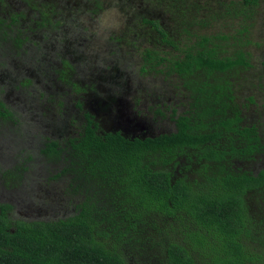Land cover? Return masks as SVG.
Returning a JSON list of instances; mask_svg holds the SVG:
<instances>
[{"label":"trees","instance_id":"obj_1","mask_svg":"<svg viewBox=\"0 0 264 264\" xmlns=\"http://www.w3.org/2000/svg\"><path fill=\"white\" fill-rule=\"evenodd\" d=\"M154 4L160 18L140 20L171 51L145 47L139 65L179 96L155 112L174 129L131 139L87 125L68 140L46 139L40 163L57 169L43 184H62L72 214L25 220L0 203V264H264V118L245 115L249 91L264 93V73L252 71L264 0ZM65 6L0 0V60L33 43L32 26L64 36L76 20ZM1 94L0 122L15 126ZM24 164L15 171L30 170Z\"/></svg>","mask_w":264,"mask_h":264},{"label":"rangeland","instance_id":"obj_2","mask_svg":"<svg viewBox=\"0 0 264 264\" xmlns=\"http://www.w3.org/2000/svg\"><path fill=\"white\" fill-rule=\"evenodd\" d=\"M88 2L86 0H63L70 20L73 17H76L77 20L81 15L87 14L88 20L92 21L105 7L110 5L111 0H98L100 7L97 9H94ZM120 7L126 14L130 9L134 8L135 11L129 15L127 26L120 32L114 33L102 45L86 26L83 27L79 35H75L72 34L70 24H68L63 29L65 31L63 41L58 44L54 41L57 38V36L53 37L56 35L55 33H52L51 37L48 38L40 31L37 32L32 26L26 33L36 34L33 43L26 42L18 49L19 54L11 55L12 58L6 61L5 59L0 60V62H4L0 64V72L2 73L0 79L1 95L3 99L6 98L8 107L16 111L17 114L15 126L11 122H0V203L12 205V217L25 220H50L72 214V208L67 203L68 199L61 192L62 184L52 183L48 187L43 184V181L51 175L49 172L54 174L53 170L57 168H48L49 172L46 171L44 165L40 163L41 158L39 157V149L42 148V143L46 139L63 140L65 134L58 128L59 124L61 126L62 123L58 119L55 121L50 119V112L47 113L48 117L42 121L31 118V114L27 113L29 109L33 108L31 106L33 105L31 104L32 101L39 103L37 100L41 99V93L50 94L49 92H52L55 94L54 86L62 84L56 73L60 70L59 60H69L73 70H75V72L71 70L73 74L77 72L87 73L104 67L107 63L113 64L112 73L115 74L116 70H120L122 72L121 80L126 81L131 89V85L140 84L148 92V90H154L155 85L161 80V76L136 77V72L140 68V51L142 49L149 47L156 50L171 51V48L162 42L158 33L148 25H142L143 21L140 20L141 16L149 20L160 18L161 14L155 8L154 0H120ZM260 12H264V7L260 8ZM135 16L139 17L136 19ZM138 20L140 21L137 23ZM257 20L260 29L261 20ZM261 38H256L257 45L253 46L252 71L255 74H258L259 71L264 73V42ZM63 43L64 47H62ZM27 45L29 46L27 47ZM26 48L28 50L25 53L23 50ZM45 53L48 55L44 56ZM43 57H46L48 61L42 60ZM8 60L10 61L8 62ZM39 62H42L41 68ZM47 63H49L48 71L45 67ZM14 67L15 69H13ZM45 73L47 74L45 75ZM77 78L79 84L84 80L82 82L83 87L89 83L86 77L78 75ZM20 82H24V86L19 88ZM260 82L264 86V79ZM164 89L165 92H163V87L158 88L157 92L162 94L163 103H175L179 96L167 87ZM248 95L255 98V102L245 110V115L249 118L261 115L264 118V93L262 94L261 90L252 89ZM127 99H130V96ZM245 99L246 97H244ZM42 103H40V107H42ZM63 118L65 117L63 116ZM145 121L149 122V120ZM155 128H157L156 125ZM158 128L172 131L173 125L163 121L158 125ZM45 131L46 134H44ZM67 133L70 134L69 131ZM28 157L31 158L30 161H27ZM23 161L29 163L30 170L23 173L21 170L15 171V168L28 165L24 164ZM6 171L9 172L6 173ZM4 174L8 175L9 178L6 176L3 178L2 175Z\"/></svg>","mask_w":264,"mask_h":264},{"label":"flooded vegetation","instance_id":"obj_3","mask_svg":"<svg viewBox=\"0 0 264 264\" xmlns=\"http://www.w3.org/2000/svg\"><path fill=\"white\" fill-rule=\"evenodd\" d=\"M54 36H57V38ZM54 36V41L57 44L62 43L64 36ZM62 47H64V43ZM46 55L48 53L44 54V56ZM44 59L48 61L46 57H43L42 60ZM64 61H67L64 67L65 73L63 71ZM48 65L49 63L45 67L47 68ZM59 65V71H61L62 67V72L65 76L64 79L59 80L62 84L54 86L55 94H52V92H49L50 94L41 93V99L44 100H37L39 103L32 101L31 104L33 105H30L33 108L30 107L31 109L27 113L31 114V118L42 121L48 117L47 113L50 112V119L53 121L58 119L62 123L61 126L59 124L58 128L65 134L63 139L68 140L76 137L80 128L87 125L100 136L119 134L122 137L131 139L154 136L160 132H169V130L158 128V125L163 121L172 123L174 129V122L168 116L162 118L160 115L155 114L159 105L161 108L165 107L164 100L161 99L162 94L157 93L158 88L162 86L155 85L154 90H148V92L140 84L131 85V89L126 81L123 82L121 80L122 72L120 70H116L115 74L112 73L113 64L107 63L104 67L87 73L77 72L74 74L73 71L75 72V70H73L69 60H59ZM39 66L40 68L42 67V62H39ZM136 73L137 78L144 75L140 68H138ZM1 75L2 73L0 72V79ZM45 75L43 74V76ZM78 75L88 78L89 83L85 87H83L82 83L84 80L81 81V84L77 81ZM58 76L60 75L58 74ZM66 83L67 85H65ZM164 88L166 86H163V92H165ZM129 96L130 99H127ZM3 101L13 114V118H15L17 116L16 111L8 107L6 98ZM41 102H43L42 107H40ZM145 120H149V122ZM155 125L157 128H155ZM44 134H46V131Z\"/></svg>","mask_w":264,"mask_h":264},{"label":"clouds","instance_id":"obj_4","mask_svg":"<svg viewBox=\"0 0 264 264\" xmlns=\"http://www.w3.org/2000/svg\"><path fill=\"white\" fill-rule=\"evenodd\" d=\"M134 11V8L130 9L128 14H126L125 11L121 10L120 0H111L110 5L105 7L94 20L89 21L87 14H84L81 15L75 23H71L69 27L72 30V34L79 35L83 27L86 26L89 32L102 45L106 43L114 33L120 32L127 26L129 15Z\"/></svg>","mask_w":264,"mask_h":264}]
</instances>
